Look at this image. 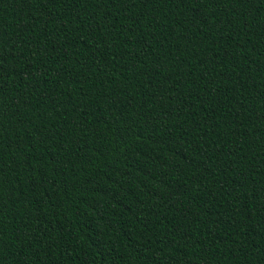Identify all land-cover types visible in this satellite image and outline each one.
I'll use <instances>...</instances> for the list:
<instances>
[{"label": "trees", "instance_id": "obj_1", "mask_svg": "<svg viewBox=\"0 0 264 264\" xmlns=\"http://www.w3.org/2000/svg\"><path fill=\"white\" fill-rule=\"evenodd\" d=\"M0 264H264V0H0Z\"/></svg>", "mask_w": 264, "mask_h": 264}]
</instances>
